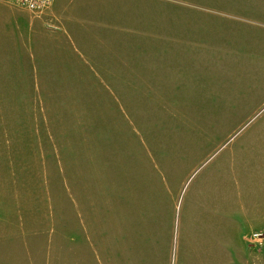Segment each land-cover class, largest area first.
Instances as JSON below:
<instances>
[{
    "label": "rangeland",
    "instance_id": "rangeland-1",
    "mask_svg": "<svg viewBox=\"0 0 264 264\" xmlns=\"http://www.w3.org/2000/svg\"><path fill=\"white\" fill-rule=\"evenodd\" d=\"M44 13L0 0V264H170L232 224L264 256V0Z\"/></svg>",
    "mask_w": 264,
    "mask_h": 264
},
{
    "label": "crops",
    "instance_id": "crops-1",
    "mask_svg": "<svg viewBox=\"0 0 264 264\" xmlns=\"http://www.w3.org/2000/svg\"><path fill=\"white\" fill-rule=\"evenodd\" d=\"M161 86L168 89L166 84L160 85L147 81L141 89L139 86L136 88L137 91L133 93L131 101H162L165 107L163 101L166 95L156 89ZM232 226L219 230L216 233L217 239L211 242H182L183 245L178 247V250L184 252H177L170 264H260L259 262H264L262 254L253 259L252 247L242 236L245 230L234 224Z\"/></svg>",
    "mask_w": 264,
    "mask_h": 264
},
{
    "label": "built area",
    "instance_id": "built-area-1",
    "mask_svg": "<svg viewBox=\"0 0 264 264\" xmlns=\"http://www.w3.org/2000/svg\"><path fill=\"white\" fill-rule=\"evenodd\" d=\"M16 4H19L30 12L36 15H44L46 11L53 5L55 0H7ZM255 239L258 242H262L264 240V236L261 234H255Z\"/></svg>",
    "mask_w": 264,
    "mask_h": 264
}]
</instances>
